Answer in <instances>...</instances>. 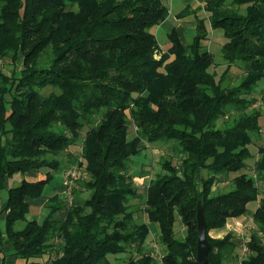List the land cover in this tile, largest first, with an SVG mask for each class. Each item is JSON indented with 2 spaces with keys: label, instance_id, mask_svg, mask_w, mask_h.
<instances>
[{
  "label": "trees",
  "instance_id": "16d2710c",
  "mask_svg": "<svg viewBox=\"0 0 264 264\" xmlns=\"http://www.w3.org/2000/svg\"><path fill=\"white\" fill-rule=\"evenodd\" d=\"M200 8L205 14L194 11L190 40L170 27L169 45L155 58L152 28L168 16L165 0H0V60L15 63L22 55L20 69L0 68V203L7 178L47 168L36 180L9 186L0 209V245L9 241L16 264H112L111 257L116 264H159L144 247L148 221L157 226L163 263L189 264L196 256L198 200L210 242L207 264H226L234 249L229 233L212 237L209 230L245 213L257 198L252 216L264 233V195L251 176L238 173L228 189L211 192L222 176L247 166L260 131L261 111L250 94L264 77V0H203ZM187 11L188 5L177 15ZM210 29L224 37L219 75L209 70L213 53L203 43ZM233 65L244 69L237 83L229 76ZM84 127L82 160L68 155L85 168L79 183L88 195L70 203L63 220L55 218L64 204L57 194L42 220L27 219L28 199L41 195L52 171L63 167L62 153ZM141 141H172L183 156L178 164L159 161L162 169L145 189L147 221L138 222V207L129 203L138 192L130 162ZM258 152L255 171L264 181V145ZM247 245L241 264H264L256 231ZM54 248L55 257L42 259Z\"/></svg>",
  "mask_w": 264,
  "mask_h": 264
},
{
  "label": "rangeland",
  "instance_id": "374dc122",
  "mask_svg": "<svg viewBox=\"0 0 264 264\" xmlns=\"http://www.w3.org/2000/svg\"><path fill=\"white\" fill-rule=\"evenodd\" d=\"M166 4L168 5V19L165 20L162 24L155 26L154 32L156 34V37L158 38V41L161 44V47L163 43L165 45L169 44L167 32L170 30V27L172 25H178L180 35L182 37V40L189 41L191 36L193 35V25H194V11L199 15L205 14V10L202 7L203 0H165ZM189 6V11L185 13V15L177 16V13L181 10H184L187 5ZM215 30V31H214ZM210 29V34L207 39L203 41L204 45L213 53V64L209 67L210 71H214L217 75H219L223 69L225 68V60L223 59L221 52H220V44L224 41V37L222 35L221 29ZM185 37V38H184ZM159 47V50L154 52L155 58H160L161 53L165 51V49ZM166 48V47H164ZM22 67V55L20 54L17 61L15 63H12L10 58H3L0 60V68L5 71L6 73H9L11 69H20ZM244 69L241 65L238 66H232V68L229 70V76L231 77V81L233 83H237L239 81L240 75L243 73ZM50 87H47L45 91H49ZM250 96L254 98L252 106H256L261 110V116L259 117V124L261 126V133L262 136L255 142V140L250 144V149L252 150L254 156L257 155V147L258 144L261 142H264V77H262L254 86L253 91L251 92ZM87 127H84L81 131L80 137L77 138L75 143L70 145L68 148H66L65 152L62 153V156L64 158V171L63 175L66 171V169H72L77 172L79 175V178L77 180H73V182H69L67 184L68 188L63 192H61V195H63L64 199L67 201V203H72L73 201L78 200L80 197L83 199L88 195V190L84 188L79 181L83 178L87 177V172L85 171V168L83 165L79 164L78 162H72L69 160V153L77 156L78 160L81 161V156L79 155L81 144H82V137L84 135L85 130ZM135 135V125L130 122L129 124V133L128 137L131 138ZM144 143V142H143ZM147 143V144H146ZM144 148L142 149L140 155L134 156L133 160L130 162V174L132 175L133 181L138 186L139 192L141 196L134 197L129 200V203L132 205V208H137L135 212V220L138 222L147 221L146 214L143 210L144 206V199L143 194L145 193V183L149 177H153L155 172L160 171L162 169L160 160L163 159H170L172 163L178 164L183 156L181 151H178V148L176 149L175 144L172 141L164 142V141H157L148 143L146 142ZM47 168H41L39 172L44 173L46 172ZM247 173L255 175V158L248 159V167L245 170ZM55 172V171H54ZM204 173V172H203ZM236 173L231 172L228 173L225 176H222V178L214 183L213 187V193H217L221 190H226L231 186V178ZM15 176V175H14ZM14 176L11 179H14ZM63 181V180H62ZM260 188L262 189L261 194H264V182L260 181L259 179L256 180ZM9 184L13 185V180H9ZM47 189V188H46ZM260 194V195H261ZM78 195V197H76ZM80 196V197H79ZM76 197V198H75ZM254 202H251L248 204L249 209H253ZM45 206L37 205L32 208L31 213L35 214V217L41 218L45 214ZM156 226V225H155ZM157 227V226H156ZM177 234H183L184 228L182 225H176ZM251 231L258 232L257 228H250ZM261 235V234H260ZM156 238V239H155ZM160 248L161 243L158 241V238L154 236L152 240V236L149 235L147 237V240L144 243L145 249L148 251H152L155 254V251ZM162 248V247H161ZM249 250V249H248ZM132 252H134V249H132ZM248 251L243 249L239 253V257L235 258V261L233 264H238L242 259H240V256L243 255L246 256V253ZM58 254V251L56 248L51 249L49 253H47L44 258L47 259L49 257H55ZM127 255V254H126ZM156 256V255H155ZM125 254L120 255V260L125 259ZM157 258V256H156ZM112 264L117 263V259L111 257ZM158 259V258H157Z\"/></svg>",
  "mask_w": 264,
  "mask_h": 264
},
{
  "label": "crops",
  "instance_id": "0c3cea01",
  "mask_svg": "<svg viewBox=\"0 0 264 264\" xmlns=\"http://www.w3.org/2000/svg\"><path fill=\"white\" fill-rule=\"evenodd\" d=\"M187 5V4H186ZM203 5V4H202ZM182 11V10H181ZM179 13V12H178ZM178 16V15H177ZM169 15L167 16L166 19H168ZM179 17V16H178ZM165 19V20H166ZM165 20L163 22H165ZM162 22V23H163ZM160 23V24H162ZM158 24V25H160ZM156 25V27L158 26ZM195 25H196V21L194 20V25H193V33L195 32ZM172 26H175L178 30V33H179V36L180 38L182 39L181 37V33L179 31V28H178V25H172ZM171 26V27H172ZM154 28V27H153ZM152 28V30L154 31V29ZM214 30V29H213ZM215 31V30H214ZM155 33V32H154ZM210 34V33H209ZM209 36V35H208ZM167 37H168V32H167ZM157 38V37H156ZM185 38V37H184ZM158 40V38H157ZM169 41V40H168ZM184 42V40H182ZM187 42V41H185ZM223 42H221L220 44V47L222 45ZM164 47H167L168 45H165L163 43ZM158 47H161V44L160 42L158 41ZM163 46L161 48L163 49H166L164 48ZM220 49V48H219ZM233 66H238V65H233ZM246 67H247V64H246ZM232 68V66H231ZM230 68V69H231ZM224 70V69H223ZM261 111V110H260ZM262 113V112H261ZM261 116V114H260ZM259 116V117H260ZM260 136H262V133H261V126H260V131L255 133L252 137V142L255 140V142L258 143V139L260 138ZM146 143V141H141L140 142V146L142 147V149L144 148V146L147 144H144ZM251 142V143H252ZM261 145H264V142H261L260 144H258V147L261 146ZM250 147V146H249ZM258 147H257V155L254 156L252 150V156L248 159H252V158H255V165H256V162H257V159L259 157V152H258ZM142 151V150H141ZM248 159H247V166L242 168L240 171H236L234 173L238 174V173H241V172H245L247 175L251 176L254 180V182L256 184L257 183V175H256V172H255V175H252V174H249L247 173L245 170L247 169L248 167ZM64 169V164H63V167L62 168H59L58 170H53L52 171V179L50 180V182H48L43 191H42V194L37 196V197H34V198H29L28 199V202H29V209L28 211L26 212V218L27 219H33L35 218L36 220L40 221L43 219V217L48 213V208L46 206V203L48 201V198L53 196L54 194H57L58 197L64 201V204L63 206H61L57 212H56V215H55V218L58 219V220H63L65 218V215L67 213V210H68V207L70 205V203H67V201L64 199L63 195H61V192L65 191L66 188H68L67 185H65L63 183V170ZM40 169H31V170H28L24 173H15L13 174L11 177L7 178L4 182V189L1 191V196H2V199H1V203H0V209H2L4 207V204H5V200H6V196H7V189L9 186H12L9 184V180H13V185H16L18 184L22 178H25V179H28V180H36L38 178H40L41 176H43L45 174L44 173H41L39 172ZM55 171V172H54ZM231 173V172H229ZM235 174V175H236ZM15 175V176H14ZM14 176V179H11L12 177ZM77 178H79V175H77L76 178L72 179V182L73 180H77ZM152 177H149L145 183V186L149 183V180L151 179ZM262 181V180H260ZM264 182V181H262ZM135 184V182H134ZM135 186L137 187V194L134 196V197H139L141 196L140 192H139V189H138V186L135 184ZM213 187L214 185L212 186V190L211 192L213 191ZM47 188V189H46ZM220 192V191H219ZM213 193V192H212ZM213 194H216V193H213ZM76 197H78V195H76ZM75 197V198H76ZM80 197V196H79ZM133 197V198H134ZM260 197V196H258ZM85 198V197H84ZM84 198L82 199L81 197L78 199V201L80 202H83L84 201ZM143 199H145V193L143 194ZM76 200V199H75ZM251 202H254V206H253V209H249L248 208V204L251 203ZM259 204V199L257 198L256 200H252V201H249L247 203V210L245 213H242V214H239V215H232V216H228L225 220V223L224 225H222L221 227H215V228H211L209 230V234L212 236V237H222L224 236L225 234L229 233L231 235V238L230 240L232 241V243L234 244V249H233V257L232 259L230 260H227L226 261V264H233L234 261H235V258L239 257V253L240 251L243 249V247L247 246V241L250 239V235L252 233V231L250 230V228H257L255 223H254V220H253V216H252V212L256 209V207L258 206ZM37 205H41V206H45V214L41 217V218H37L35 217V214H32L31 211H32V208H34V206H37ZM4 220H5V211L2 210L0 212V227L4 230ZM148 225L150 227V234L152 236V240L154 238V236L157 237V227L155 226V224L153 222H149L148 221ZM258 230V229H257ZM259 234V240L260 242L264 243V233H262L260 230H258L257 232ZM261 234V235H260ZM2 236H5V232L2 233ZM156 239V238H155ZM148 250V249H147ZM249 253V250L248 252L246 253V256L247 254ZM126 255V254H125ZM245 255H243L242 257L240 256V259H244L246 257ZM19 261L18 259H16V256L14 255L13 253V249H12V246L11 244L9 243V241L4 237L3 238V241L0 245V264H16V262ZM239 264V263H238Z\"/></svg>",
  "mask_w": 264,
  "mask_h": 264
},
{
  "label": "water",
  "instance_id": "95a60500",
  "mask_svg": "<svg viewBox=\"0 0 264 264\" xmlns=\"http://www.w3.org/2000/svg\"><path fill=\"white\" fill-rule=\"evenodd\" d=\"M196 219H197V246L195 258H187L189 264H207L208 252L210 249V242L206 236V219L204 215V208L201 201L198 200L196 206Z\"/></svg>",
  "mask_w": 264,
  "mask_h": 264
},
{
  "label": "built area",
  "instance_id": "2783aa9c",
  "mask_svg": "<svg viewBox=\"0 0 264 264\" xmlns=\"http://www.w3.org/2000/svg\"><path fill=\"white\" fill-rule=\"evenodd\" d=\"M77 172L75 170H72V169H66L64 175H63V183L65 185H67L69 182L72 181V179L76 178L77 177ZM261 195H264V194H261ZM156 246V249H157V245ZM160 248L157 249V251H155V255L157 256L158 258V262L159 264H164L163 261H162V257H163V253H162V246H159ZM245 250L248 251V247L245 246L244 247ZM239 264H241V261L239 262Z\"/></svg>",
  "mask_w": 264,
  "mask_h": 264
}]
</instances>
